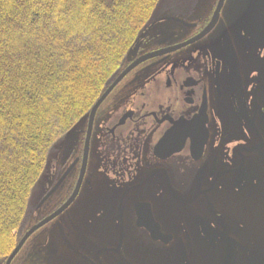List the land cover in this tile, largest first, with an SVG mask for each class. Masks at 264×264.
Segmentation results:
<instances>
[{
	"label": "flooded vegetation",
	"instance_id": "af4514ba",
	"mask_svg": "<svg viewBox=\"0 0 264 264\" xmlns=\"http://www.w3.org/2000/svg\"><path fill=\"white\" fill-rule=\"evenodd\" d=\"M219 1L160 5L129 65L157 55L97 110L80 189L61 216L107 185L89 178L94 145L113 179L96 212L113 222L107 239L76 225L82 264H264L255 213L264 202V0H225L217 12ZM86 137L48 215L77 189Z\"/></svg>",
	"mask_w": 264,
	"mask_h": 264
},
{
	"label": "trees",
	"instance_id": "16d2710c",
	"mask_svg": "<svg viewBox=\"0 0 264 264\" xmlns=\"http://www.w3.org/2000/svg\"><path fill=\"white\" fill-rule=\"evenodd\" d=\"M163 0H0V264L59 143L127 67Z\"/></svg>",
	"mask_w": 264,
	"mask_h": 264
},
{
	"label": "rangeland",
	"instance_id": "374dc122",
	"mask_svg": "<svg viewBox=\"0 0 264 264\" xmlns=\"http://www.w3.org/2000/svg\"><path fill=\"white\" fill-rule=\"evenodd\" d=\"M216 2L217 0H163L161 8L167 9V6L192 4L207 6L214 5ZM162 26L165 25L161 24L159 29H161ZM170 29L171 27H167V30ZM145 35L146 32L141 36V38ZM159 44L160 40H152L149 48L158 47ZM136 46L137 44L129 52L127 57L128 64L134 59L135 55L133 52ZM86 128L87 117L83 118L75 126L70 134L67 135L64 143H59L56 150L51 154L45 172L34 189V193L30 201L32 209H36L38 202L45 195L48 189L59 180L65 165L68 166L74 156L81 155ZM96 148L97 147L93 145L89 178L93 181L96 180L100 184L107 182V185L101 186V188L96 185V187L100 189L98 196L96 187L94 191L96 193L94 194L83 193L77 200L76 204L66 214L33 234L26 242L21 252L17 255L14 263L17 264L19 262L20 264H29L28 261L34 260L38 257L43 260L42 264H48L49 260L56 262V264H82L81 255L79 252L75 253L74 245L76 246V249H81L82 245L85 243L78 240L77 232L75 230L76 225L79 223V225L84 226L86 229H94L100 234L112 231L110 224L113 221L107 217L98 216L96 212V204L98 202L105 204L108 201V199L101 194V190L109 186L110 182L113 180L108 174L105 159L103 157L102 160L100 159L99 152ZM72 177L73 174L68 178V183L72 180ZM60 196L57 194V196L51 199L48 205L44 206L40 211H36L35 213L33 212V217L30 220V226L45 218L51 211H53V209L57 207L60 198H63L62 195ZM255 209V213H257L256 218H258L260 222L256 231L264 234V202H262V204L257 206ZM91 233V231L86 232L88 235H91ZM110 236V233H107L106 239L110 238ZM258 240H260V238H258ZM88 242H90V240Z\"/></svg>",
	"mask_w": 264,
	"mask_h": 264
},
{
	"label": "water",
	"instance_id": "95a60500",
	"mask_svg": "<svg viewBox=\"0 0 264 264\" xmlns=\"http://www.w3.org/2000/svg\"><path fill=\"white\" fill-rule=\"evenodd\" d=\"M225 0H220L219 4H218V8H217V12H219L224 4ZM212 27V26H211ZM209 27L200 37L204 36L207 31L211 28ZM199 37V38H200ZM198 38V39H199ZM157 54H149L146 55L144 57H141L139 59H137L135 62H133L128 68H126L121 74L120 76L113 82V84L106 90V92L101 96V98L97 101V103L95 104V106L92 108L90 115H89V120H88V133H87V137H86V142H85V148H84V156H83V167H82V172H81V179L79 181V184L77 186V189L75 191V193L73 194V196L71 197V199L63 206L61 207L59 210H57L55 213H53L51 216H49L48 218H46L45 220H43L42 222H40L39 224L31 227L27 233L24 235V237L21 239V241L19 242L18 246L15 248V250L13 251V253L10 255V257L7 260L6 264H12L13 260L15 259V257L17 256V254L20 252V250L22 249V247L24 246V244L26 243V241L37 231L39 230L41 227L45 226L46 224H48L49 222H51L52 220H54L55 218H57L59 215H61L75 200L78 191L80 189V185L82 182V178L84 177L85 171H86V167L88 164V159H89V151H90V140H91V133H92V128H93V123L95 120V115L96 112L98 110V108L100 107V105L104 102V100L108 97V95L112 92V90L122 81V79L132 70L134 69L136 66H138L140 63L155 57ZM74 166H72L66 173L65 175L59 180L58 184L55 186V188L50 192V194L42 201L41 205L56 191V189L61 185V183L66 179V177L68 176V174L70 173V171L73 169Z\"/></svg>",
	"mask_w": 264,
	"mask_h": 264
},
{
	"label": "bare ground",
	"instance_id": "6f19581e",
	"mask_svg": "<svg viewBox=\"0 0 264 264\" xmlns=\"http://www.w3.org/2000/svg\"><path fill=\"white\" fill-rule=\"evenodd\" d=\"M260 241H262V239L258 240L259 243H261ZM259 243H258V244H259Z\"/></svg>",
	"mask_w": 264,
	"mask_h": 264
}]
</instances>
